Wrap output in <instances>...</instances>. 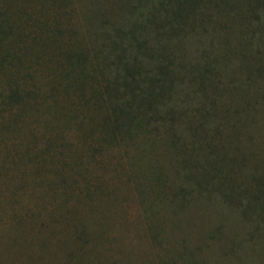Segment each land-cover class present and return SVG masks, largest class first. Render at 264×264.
Here are the masks:
<instances>
[{
    "label": "rangeland",
    "instance_id": "obj_1",
    "mask_svg": "<svg viewBox=\"0 0 264 264\" xmlns=\"http://www.w3.org/2000/svg\"><path fill=\"white\" fill-rule=\"evenodd\" d=\"M175 2L0 0V264H264V0Z\"/></svg>",
    "mask_w": 264,
    "mask_h": 264
},
{
    "label": "trees",
    "instance_id": "obj_2",
    "mask_svg": "<svg viewBox=\"0 0 264 264\" xmlns=\"http://www.w3.org/2000/svg\"><path fill=\"white\" fill-rule=\"evenodd\" d=\"M188 1V3H187ZM188 5V9L190 10H195L196 8H198V2L197 0H176L175 4L172 5L171 7V11L174 14H178L181 11H185L186 9L184 8V6ZM170 8V7H169ZM167 11V8H166ZM185 14H187L188 12H184ZM192 13V12H191ZM167 17H164V20H166ZM152 21V20H151ZM142 26H129V28H127V30L122 31L120 29L116 30V35H115V40H114V44L119 46L120 52L119 54H117V66L115 65V68L117 69H122L121 72L117 71L116 75L114 77V80H112V82H114V86H112L111 88L116 91L117 90V83L118 84H122L125 88H127L130 93H133L139 89L140 94L138 95L139 98H142L145 103H140L141 106H143L144 104H149L152 103L154 101L157 100V98H163L164 97V92L165 93H169V89L168 87L165 86V80L159 76L155 77V80L153 78H148L147 80L145 79H140V73H141V67H142V62H141V58L137 55V53L135 51L132 52L133 50V44L131 42L126 41L127 37H131V39H133L136 43H138L140 46H147V39L143 38V29L140 28ZM142 29V30H140ZM141 38V39H139ZM125 39V40H124ZM136 45V46H139ZM118 75V76H117ZM146 86H145V84ZM155 83L157 84V86L155 85ZM142 85H144V89L147 90V96L146 98H144V96H142V93L145 92V90H143ZM154 87H157L158 92H154ZM133 88V89H132ZM132 89V90H131ZM157 97V98H155ZM118 111L122 112L121 114L126 115V117L128 118V120H131V117L129 118L128 114L123 111L122 109H120L119 107L117 108ZM117 112V111H116ZM117 116H119V118H117V121H122L121 115L119 113H117ZM259 202V201H258ZM254 209V213H259V211L263 212L264 210V197L260 199V204L257 203L255 204V206L253 207Z\"/></svg>",
    "mask_w": 264,
    "mask_h": 264
}]
</instances>
